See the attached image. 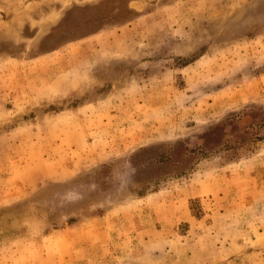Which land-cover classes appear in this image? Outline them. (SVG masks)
I'll return each instance as SVG.
<instances>
[{"label":"rangeland","instance_id":"obj_1","mask_svg":"<svg viewBox=\"0 0 264 264\" xmlns=\"http://www.w3.org/2000/svg\"><path fill=\"white\" fill-rule=\"evenodd\" d=\"M0 264H264V0H0Z\"/></svg>","mask_w":264,"mask_h":264}]
</instances>
